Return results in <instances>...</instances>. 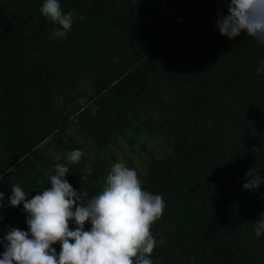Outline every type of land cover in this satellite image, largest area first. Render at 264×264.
<instances>
[{
    "label": "trees",
    "instance_id": "obj_1",
    "mask_svg": "<svg viewBox=\"0 0 264 264\" xmlns=\"http://www.w3.org/2000/svg\"><path fill=\"white\" fill-rule=\"evenodd\" d=\"M43 3L0 0V254L28 231L11 186L30 199L79 149L76 191L98 194L123 162L163 197L153 264H264V184L243 189L251 168L264 180V44L220 35L225 0H59L76 10L61 39Z\"/></svg>",
    "mask_w": 264,
    "mask_h": 264
},
{
    "label": "clouds",
    "instance_id": "obj_2",
    "mask_svg": "<svg viewBox=\"0 0 264 264\" xmlns=\"http://www.w3.org/2000/svg\"><path fill=\"white\" fill-rule=\"evenodd\" d=\"M225 3L227 15L218 13L220 35L232 40L247 33L264 44V0ZM40 12L54 25L52 36L57 39L66 36L76 19V10L65 13L59 0H44ZM256 71H264V61ZM83 156L81 150H73L66 163L48 169L50 187L30 199L22 186H11L9 206L23 205L28 231L12 228L6 233L0 264H153L151 256L157 244L165 243L163 238L158 242L152 233L164 213L163 197L144 190L137 172L123 162L111 166L98 194L89 197L87 191H76L65 176L69 165L79 163ZM262 184L264 180L251 168L243 189L254 192ZM3 199L0 192V207ZM86 224H90L89 230H85ZM255 225V235L260 237L264 213ZM57 244L59 253L54 247Z\"/></svg>",
    "mask_w": 264,
    "mask_h": 264
},
{
    "label": "rangeland",
    "instance_id": "obj_3",
    "mask_svg": "<svg viewBox=\"0 0 264 264\" xmlns=\"http://www.w3.org/2000/svg\"><path fill=\"white\" fill-rule=\"evenodd\" d=\"M137 165L139 166L141 172L145 173L146 168H145V166H143L142 162L141 161H137Z\"/></svg>",
    "mask_w": 264,
    "mask_h": 264
}]
</instances>
